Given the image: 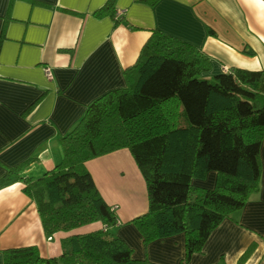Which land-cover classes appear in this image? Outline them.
Instances as JSON below:
<instances>
[{"label":"crops","instance_id":"0c3cea01","mask_svg":"<svg viewBox=\"0 0 264 264\" xmlns=\"http://www.w3.org/2000/svg\"><path fill=\"white\" fill-rule=\"evenodd\" d=\"M108 1L0 0V178L27 160L21 174L29 177L59 163V138L93 100L126 85L125 69L154 30L207 54L211 67L203 76L234 67L264 69V0H113L106 8ZM45 67L51 68L52 78ZM260 164L259 189L211 232L188 264H264V136ZM85 165L115 208L113 229L133 255L181 264L184 233L156 239L143 249L132 220L148 211V192L130 150L117 149ZM216 178L209 172L200 186L212 188ZM24 186L19 180L0 188V264L6 249L35 245L42 257H55L69 235L104 228L95 221L50 238Z\"/></svg>","mask_w":264,"mask_h":264},{"label":"trees","instance_id":"16d2710c","mask_svg":"<svg viewBox=\"0 0 264 264\" xmlns=\"http://www.w3.org/2000/svg\"><path fill=\"white\" fill-rule=\"evenodd\" d=\"M210 67L209 56L193 44L154 30L125 69L126 85L93 100L59 138V163L29 177L21 174L27 160L0 178V188L24 182L49 236L95 221L104 228L69 235L55 257H42L35 245L6 249L3 264H158L135 257L115 232V208L85 165L121 148L130 150L148 192V211L132 223L145 243L184 233L181 264H188L211 232L245 206L261 177L264 69L203 76ZM209 172L217 174L214 187L193 184Z\"/></svg>","mask_w":264,"mask_h":264},{"label":"built area","instance_id":"2783aa9c","mask_svg":"<svg viewBox=\"0 0 264 264\" xmlns=\"http://www.w3.org/2000/svg\"><path fill=\"white\" fill-rule=\"evenodd\" d=\"M121 13H122V11H118V12H116L115 17H116V18H119V16H120ZM44 70H45L46 75H47L49 78H52V71H51V68H50V67H45ZM105 228H106V227H105ZM49 237L51 238V236H49Z\"/></svg>","mask_w":264,"mask_h":264},{"label":"rangeland","instance_id":"374dc122","mask_svg":"<svg viewBox=\"0 0 264 264\" xmlns=\"http://www.w3.org/2000/svg\"><path fill=\"white\" fill-rule=\"evenodd\" d=\"M215 173H216V172H215ZM206 178H207V176H206L205 178H195V179H193V184L200 186V182H199V181H201L202 179L204 180V179H206ZM196 180H197V182H198L199 184L196 183ZM207 180H209V179H207ZM112 231H113V230H112ZM112 231H111V232H112ZM115 232H116V231H115ZM143 243H144V244H143V245H144L143 249H144V248H146V245H148V244L145 243L144 241H143Z\"/></svg>","mask_w":264,"mask_h":264}]
</instances>
